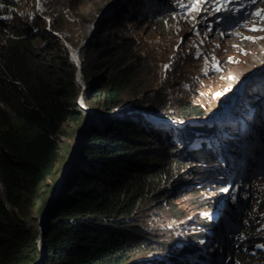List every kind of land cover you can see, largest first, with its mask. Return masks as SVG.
<instances>
[{
	"label": "rangeland",
	"instance_id": "1",
	"mask_svg": "<svg viewBox=\"0 0 264 264\" xmlns=\"http://www.w3.org/2000/svg\"><path fill=\"white\" fill-rule=\"evenodd\" d=\"M116 1L11 0L9 7L0 5L2 10H9L7 16L0 12V20L27 23L29 26L32 25L34 30L37 27L45 26L43 29L45 35L50 36V31L59 32L63 36L66 35L65 39L62 37V41L68 39V42H72H70L71 46L81 47V52L88 43L113 37L117 33L128 36L137 42V49L140 53L139 56H141L138 63L139 69L136 71L133 80L121 91L118 107L114 109V114L135 117L139 124L147 128L160 129L164 134H169V138L174 139L172 147L176 152L173 155H177L181 160L172 161V170H169L168 173H162L151 183L146 195L140 198L129 215L104 217L98 222L101 225L114 228L115 231L122 233L126 239L118 249L119 251L117 250L122 252L118 255L126 254L116 264H202L211 262L215 255H220L217 251L220 246L217 243L224 241L225 233L222 232L221 234L219 230H216L214 231V238L207 237L211 232H207L206 222L210 223L209 221L213 218L203 221V217L216 216L212 212L217 204L223 208L232 206L229 209L230 218L227 222L230 223L238 219L239 225H243L242 236L244 237L245 231L260 236L264 230V223L259 228L255 227V224L264 220V208H261V205H264V174L249 177L248 181L242 185L249 191L244 195L243 190L241 192L234 191L240 189V186H235L233 191H230L228 186L224 187L226 185L219 186L223 178L220 167H226L229 161L224 151L207 146L212 162L200 161L192 154H195V150L200 148L202 150L205 146L201 147L196 142H186L193 137L189 136L188 140L186 139L185 134L188 127L198 124V120L206 119L205 116H214V114L218 116L219 111L222 112L221 109L226 104V100L223 101L224 96L221 91L223 88L215 85L213 78L209 79L212 75H210L208 68L206 70L204 67L198 68L200 59L194 61V56L200 58L203 54L198 56V52L206 49V47H197L192 39L193 26L206 21L202 15L193 14L191 16L194 23L192 26L188 17V19H179L172 14V11L169 10L173 8L172 0H145L146 2L142 4L141 8L151 7L149 13L153 14V18L150 20L147 16L140 18L136 15V12H140V4L144 0H119L118 9L111 12L114 13L112 18L110 17L111 13L100 18L101 12ZM16 3L17 5H15ZM123 6L127 13L131 11L134 13L125 16L124 20H120V13L124 10H121ZM158 15L159 17H157ZM183 36H186L185 40L180 45L176 44ZM4 38L5 29L0 31V42ZM211 39H214V35H211ZM34 42L40 45L44 43L37 40ZM59 42L64 46L61 41ZM211 47L212 45L207 46L206 50H211ZM56 52L61 56L63 54L59 50ZM176 54L177 56H175ZM181 56L183 58H180ZM209 56H211V52L206 53L204 58L208 60ZM175 57L176 62L164 69V64L172 61ZM89 58H96V56L91 53ZM100 60H93V62L88 60L89 67L95 64L101 66ZM102 71L100 75H95L93 80L98 79L101 75L107 79L112 73L111 69L108 68ZM206 73L208 76L205 78ZM117 76H119L118 73ZM80 82L77 96L79 107H76L77 110H74L73 115L63 124L59 136V149L52 170L45 175L44 180L39 183L34 191L27 193L25 202L16 208L24 220V224L28 229H31L36 238L33 243L36 251L31 253L32 256L26 264H39L34 256L38 257L40 250L43 253V239L50 237L53 228L58 230L54 240L62 237L60 232L63 223L60 222L61 218H59L62 217V214L60 212L51 214V211L55 209L57 204H62L66 200V195L69 192L66 179L72 171L73 165L77 166L84 161L81 156V150L84 148L82 144L80 145L81 140L84 139L83 128L85 125L90 128L97 119L100 120L96 123L106 121L104 120L107 117L106 112L110 111L104 103L105 93L94 96L101 86L90 90L89 99L86 97L91 109L81 107L78 98L82 90H84L83 97H85L88 88L87 82L83 78ZM239 91L240 89L230 94L229 97ZM166 94L170 99L166 106L167 109L164 111L156 106L154 101L156 97L166 96ZM221 103L223 104L221 105ZM230 107L232 106L230 105ZM230 107L223 109V112H226ZM215 108H218L216 109L218 111L213 110ZM119 112L123 113L120 114ZM189 116L191 117L189 118ZM190 119L194 121H190ZM167 128L170 129V132H167ZM208 131H216L217 135L222 133V130L209 129ZM213 135L202 136L200 140L202 143L208 144L210 143L209 136ZM258 135L261 139L260 134ZM254 137L256 138V136ZM164 138L167 139L165 136ZM151 139L156 141V139ZM150 143L153 146L155 142L151 141ZM223 143L229 144L227 140ZM257 146L254 145V147ZM190 147L193 151L190 150L189 155L187 150L191 149ZM198 156L208 160L203 152L198 153ZM214 167L216 168L212 169ZM224 170L226 173L227 169ZM206 179L218 181L214 184L216 191H211L212 186L207 183ZM200 185H206V187L200 191L198 188ZM210 196H212L213 201L207 203L204 209L211 214L206 216L198 214V207L209 202ZM238 196L242 204L246 201L245 210L241 216L240 213L237 214L240 201H235ZM43 198H49V201L45 210L41 212L39 206ZM233 209H236L237 212H234ZM191 215L195 216L188 219L187 217ZM182 219H185L183 223L181 222ZM226 235L229 237L228 247L226 251L224 249L223 253L227 255V252L231 250L233 253H228L230 256L228 261L233 260L232 264H235L234 260L240 259L245 254L243 245L235 248L230 243L229 234L226 233ZM211 238L214 241L212 244L209 241ZM63 246L66 247L65 241ZM26 253L28 252L26 251ZM250 256L251 262L264 264L263 250L255 255L250 254ZM98 259L96 258L92 262L95 264ZM217 260L215 262L219 264Z\"/></svg>",
	"mask_w": 264,
	"mask_h": 264
},
{
	"label": "trees",
	"instance_id": "2",
	"mask_svg": "<svg viewBox=\"0 0 264 264\" xmlns=\"http://www.w3.org/2000/svg\"><path fill=\"white\" fill-rule=\"evenodd\" d=\"M144 2L139 8L142 16L138 12L136 15L152 20L151 7L141 8ZM132 13L124 9L119 19ZM44 27L34 30L27 23L0 20V31L5 29V38L0 42V264H26L36 251V238L16 208L52 170L63 124L79 107L77 66L54 36L45 35ZM35 40L44 43L36 44ZM137 48L135 40L117 33L88 43L81 52L83 79L88 88L85 97L89 99L90 90L101 86L94 96L105 93L104 103L110 111L106 112V121L96 123L97 119L83 131L80 145L84 161L73 165L66 179V200L51 211L62 214V237L54 240L58 230L53 228L50 237L43 239V253L40 250L39 256H34L39 264H94L96 258L95 264H116L126 254L118 255L126 239L98 221L129 215L151 183L172 170V161L181 160L173 155L176 150L171 139H165L159 130L139 124L135 117L114 114L121 91L139 69L141 56ZM91 53L96 58H89ZM97 59L102 65L89 67L88 60ZM105 68L111 69L110 76L93 80ZM169 99L167 94L161 95L154 104L164 110ZM151 141L155 142L153 146ZM48 201L43 198L41 212ZM263 223L261 220L255 227ZM242 228L240 225L237 236L239 246L253 248L264 243V230L260 236L245 231L244 237ZM240 260L242 264H255L246 253Z\"/></svg>",
	"mask_w": 264,
	"mask_h": 264
},
{
	"label": "clouds",
	"instance_id": "3",
	"mask_svg": "<svg viewBox=\"0 0 264 264\" xmlns=\"http://www.w3.org/2000/svg\"><path fill=\"white\" fill-rule=\"evenodd\" d=\"M0 3L1 6L9 7L11 0H0ZM17 3L15 5H17ZM172 3L173 8L169 9L172 11V14L179 19L189 18L191 20L190 22H192V26L194 25L193 20L191 19L193 14L202 15L203 19L206 20L204 22H200V25L196 24L193 26L192 39L193 42L196 43L197 47H206V49L209 45H212V47L211 50L205 49L201 50V52H198V56L201 54L203 55H201L200 58H196L194 56V61L200 59L198 68L201 69L204 67L205 70L208 68L210 75H212L209 77V79L213 78L215 80L214 84L223 88L221 91L222 95L224 96L223 101L226 100V104L224 107H222V109H227L230 107V105L232 106L226 112L219 111L218 116H216L217 114L214 116H205L204 118L206 119L198 120V124L188 127L185 134L186 139L188 140L189 136L193 137L186 142H196V144L201 147L205 146L202 150L201 148L197 149L195 150V154H192V156H195L198 158V160L200 159V161L212 162L211 155L207 151V146L224 151L226 156L229 158V161L226 167H220L221 175L224 179H221L222 181L219 183V186L222 184L226 185L224 187L228 186L230 191H233L235 186H240V189L234 191L241 192V190H243L244 195L249 191L248 188L242 185L248 181L249 177L264 174V140H262L264 138V30H252L253 27L264 29V16L256 15L258 11L264 10V0H257L256 3H252V0H220L219 4H217V0H211L210 3L199 5L200 11L192 10L194 0H172ZM184 5H187V7ZM1 6L0 12L7 16L9 10H2ZM204 7L205 10H203ZM217 7H221V11L216 12L215 9ZM50 33L62 43V37H64V39L66 37L65 34V36H63L59 32L55 33L59 34L60 37L54 35L53 31H50ZM211 35H214V39H211ZM185 38L186 36H183V38L179 39L176 44L180 45L185 40ZM67 40L66 42L69 43V45H72V42L70 41V43L68 42L69 40ZM63 45L66 49H68L64 43ZM77 48L79 49V46ZM68 52L70 59H72L77 66L76 80L78 83H81L80 81L83 78L81 49L78 50V58H72L70 51ZM210 52L211 56H209V59L206 60L204 55L206 53L209 54ZM175 56H177V54ZM180 58L183 57L181 56ZM176 60V57L173 58L172 61L165 63L163 68L167 69L171 64L176 62ZM80 62L81 77H79L78 74V64H80ZM166 65L168 66L167 68L165 67ZM251 68H254L251 71L254 72V74L250 76L246 72ZM230 72L236 74H227ZM207 76L208 73L205 74V78ZM236 86L237 88L239 87L240 91L228 97V95L232 94L233 92L232 87L236 88ZM83 94L84 90H82L78 98L79 104L85 109H91V105H89V103L86 101V97H83ZM234 106L235 108H233ZM187 108L189 109V106H187ZM166 109H164V111ZM216 109L217 108L213 110ZM119 113L121 114L123 112ZM190 117L191 116H189V118ZM190 121L194 120L190 119ZM261 124H263V127H261ZM246 125L248 126L246 127ZM87 127L88 125L86 128ZM86 128L84 127L83 129L85 130ZM209 129L222 130V133L217 135L216 131L209 132ZM159 131L164 136L169 138V134H164V132H162L160 129ZM194 133H196V135H193ZM211 134L214 135L209 136L210 143H202L200 138L202 136ZM258 134H260L261 139H259ZM254 136H256V138ZM77 140H79V137H77ZM225 140H227L229 144H224L223 141ZM171 141L173 142L174 139H171ZM176 143L178 144V142ZM254 145L257 147H254ZM190 150L193 151V149L191 148L187 150L189 155ZM202 152L204 155L209 154L208 160H205V158H199L198 153ZM215 168L216 167L212 169ZM225 168L227 169L226 173L224 172ZM206 180L207 183L212 186L211 191H216L217 189L214 184L218 183V181L209 179ZM205 187L206 185H200L198 188L200 191H202ZM229 194L230 192L228 195ZM211 198L212 196L208 198L209 202H206L204 205L198 207V214L204 216L211 214L207 213L208 211L204 209L207 203H211L213 201ZM235 201H240L239 196L236 197ZM245 203L246 201L243 204L241 201L239 202V210L237 214L240 213V216L241 213H244ZM208 205L210 207V204ZM231 207L232 206L223 208L220 204H217L214 211L212 212V214H216V216L203 217V221H208V219L213 218L211 221H209L210 223L206 222L208 226L207 232H211V234H213L212 236L211 234H208L207 237L214 238V231L216 230H219L221 234L222 232L225 234L224 241L217 243V245L220 246H217V251L220 253V255H215L213 261H208L207 263L202 264H216V259H218L217 261L219 264H232L233 260L228 261L230 257L228 253L231 254L232 251L229 250L227 255L223 253L224 249L226 251L228 247L227 242L229 237L226 235V233L231 237L230 243L234 245L235 248L239 246L237 243V236L240 232L238 219H235L234 221L231 220L232 222L228 223L230 218L229 209H231ZM220 209H222L221 212H218ZM233 211L237 212L236 209H233ZM193 226H195V224H193ZM213 238L209 240L211 241L210 244L214 242ZM239 243L242 245L243 242ZM262 246H264L263 242L257 243L253 248H247L248 246L243 245V251L248 255H255L261 250L264 251V247ZM234 261L235 264L243 263L240 259Z\"/></svg>",
	"mask_w": 264,
	"mask_h": 264
},
{
	"label": "snow or ice",
	"instance_id": "4",
	"mask_svg": "<svg viewBox=\"0 0 264 264\" xmlns=\"http://www.w3.org/2000/svg\"><path fill=\"white\" fill-rule=\"evenodd\" d=\"M210 2H211V0H194L192 10L193 11H200L199 5H201V4H207V3H210ZM256 2H257V0H252V3H256ZM219 3H220V0H217V4H219ZM184 6L187 7V5H184ZM215 11L216 12L221 11V7H217L215 9ZM256 15L264 16V10L258 11L256 13ZM252 30L253 31H260V30H264V29H258V28L253 27ZM165 67L167 68L168 66L166 65ZM262 247H264V246H262Z\"/></svg>",
	"mask_w": 264,
	"mask_h": 264
},
{
	"label": "bare ground",
	"instance_id": "5",
	"mask_svg": "<svg viewBox=\"0 0 264 264\" xmlns=\"http://www.w3.org/2000/svg\"><path fill=\"white\" fill-rule=\"evenodd\" d=\"M63 43H65V45L68 47V49H69V51H70V53H71V56H72V58H78V48L76 47V46H71V45H69L65 40H64V42ZM254 68H251V69H248L247 70V74H249L250 76L252 75V74H254V72H251L252 70H253ZM232 73V72H231ZM231 73H229V74H231ZM232 74H234V73H232ZM240 76H241V74H240ZM240 85V84H239ZM238 85V86H239ZM232 89H233V92H235V91H237L238 89H239V87L237 88V86H236V88L235 87H232ZM232 92V93H233ZM224 95H226V94H224ZM230 95V94H229ZM229 95H228V97H229ZM80 105V104H79ZM81 106V105H80ZM82 107V106H81ZM218 109V108H217ZM222 110V112H223V109H221ZM215 115V114H214ZM185 132V131H184ZM195 215H191V216H189V217H187L188 219L189 218H193ZM184 220L185 219H182L181 220V222L183 223L184 222Z\"/></svg>",
	"mask_w": 264,
	"mask_h": 264
},
{
	"label": "water",
	"instance_id": "6",
	"mask_svg": "<svg viewBox=\"0 0 264 264\" xmlns=\"http://www.w3.org/2000/svg\"><path fill=\"white\" fill-rule=\"evenodd\" d=\"M118 5H119V0H117V1L114 2L113 4L108 5V6L104 9V11L102 12L100 18H101V17H104V16H106V15H108V14H109L111 11H113ZM54 35H57L58 37H60V35L57 34V33H55V32H54ZM80 49H81V47H79L78 50H80ZM78 66H79V72H78V74H79V77H81V62H80V64H78ZM85 128H86V126H85Z\"/></svg>",
	"mask_w": 264,
	"mask_h": 264
}]
</instances>
